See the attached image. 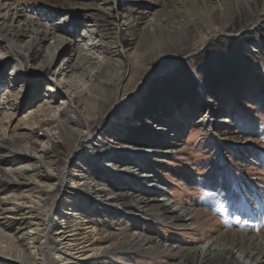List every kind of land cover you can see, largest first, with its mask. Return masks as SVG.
<instances>
[{"label":"rangeland","instance_id":"1","mask_svg":"<svg viewBox=\"0 0 264 264\" xmlns=\"http://www.w3.org/2000/svg\"><path fill=\"white\" fill-rule=\"evenodd\" d=\"M0 6L2 34L16 41L14 51L0 42V111L12 110L9 119L0 114V136L44 151V170L53 169L57 184L49 202L64 194L98 230L95 240L105 238L93 245L117 243L100 264L190 263L177 247H204L226 230L264 243V0H2ZM57 34L70 46H59L50 64L47 49ZM84 41L98 46L80 53ZM73 65L81 68L59 75ZM47 120L62 135L42 148ZM121 146L151 155L143 162L119 152ZM5 152L11 154L0 156V197L28 186L12 176L23 153ZM125 168L121 177L111 172ZM146 174L176 208L200 209L191 228L174 215H157L161 203L147 204L155 194L141 188ZM104 199L120 211L101 205ZM138 200L146 202L136 206ZM67 218V230L78 233Z\"/></svg>","mask_w":264,"mask_h":264},{"label":"bare ground","instance_id":"2","mask_svg":"<svg viewBox=\"0 0 264 264\" xmlns=\"http://www.w3.org/2000/svg\"><path fill=\"white\" fill-rule=\"evenodd\" d=\"M0 2H2V0H0ZM2 20H5L6 22V17ZM30 27H32L35 32H38V28L36 29L33 26ZM2 33L3 30L0 28V42H6L9 48L14 51V44L16 43L15 39L12 40L10 36L8 37ZM52 39L55 42L48 47V55L46 57V61L50 62V64H52L51 59H55L59 49L63 48L65 45H69V43L58 34ZM96 46L98 45L84 41V43H80V53H83V51L91 52ZM18 52L22 56L27 57L26 53L24 54L20 51ZM82 58L84 59L85 56ZM80 68V65L64 66L60 68L59 75L70 70H78ZM82 70H85L92 84L97 82V85H100L105 90L106 85L102 82H98V79L95 77L96 75H94L93 72H89L86 69ZM80 81L78 82L80 83ZM89 93L91 94V90H89ZM52 102H47L48 108L51 106ZM66 102L64 103L66 104ZM58 108L61 109V106ZM50 109L54 116L59 114V110L57 108ZM10 111L12 110H9L7 107H4L3 109L1 108L0 114L3 120L9 119L10 114H12ZM79 113L86 121H88L89 118L83 111H80ZM61 117L62 115L60 113L59 118ZM56 123V121L51 122L50 120H47L42 124L41 130L44 132V135H42L39 139L42 143V148L49 145L52 138H61L62 134L60 129L53 126ZM88 133L91 135V131H88ZM0 138V156L10 155L11 152H5L8 149H13L15 153H23V155H21L23 156L21 162L11 166V168H15L12 172V176L15 181L24 179L28 183L26 189L18 186L16 192H11L12 194L8 193V195L6 194L5 196L0 197V264H100V261L102 257L106 255V252L112 250L113 246L117 243H112L107 246H100V244L93 245L94 242H104L105 238L102 239V241L95 240L98 236V230L95 227L90 226L86 220H84V216L81 212L72 208L75 206L74 202L65 199L64 194L59 195L56 202H53L52 204L49 202L50 194L56 189L57 184L51 180L53 169H50L49 166H47V169L44 170V163L42 161L44 151L38 150V147H34V144H26L24 140H20L18 138L7 139L6 136H4V138L0 136ZM118 151L123 154H127L128 156H132L134 159H142L143 162L148 160L147 156L151 155L150 152L140 147L132 146H121L118 148ZM32 155L40 156L39 160L36 161V158L32 157ZM33 160L36 162H32ZM68 161L70 162L71 158H69ZM0 163H2L1 159ZM18 165H22V167L18 169ZM126 170L127 168L120 169L118 172L111 170V172L121 177V173L125 174ZM70 173L71 172L68 171V175H70ZM151 177L152 176L147 174L141 176V181L142 179H145V182L143 183L147 184L141 188H143L144 191L150 189L154 192L153 194H155V197L148 201L147 204L150 202L161 203L154 210L157 215L162 213H167L171 216L174 215L176 222L182 223L186 227L190 226L191 228L192 224L189 225V222L191 223L196 220V218L200 215V209L197 207L185 209L183 206H180V209L176 208L175 205L177 206V204L171 199V196L166 194L164 188H158L159 185H155V181L149 180ZM65 181H69L67 176L63 177L62 182L64 183ZM99 193L96 192L95 188L93 194L99 196ZM159 198L161 200H159ZM112 199L101 200V205L107 206L111 210L120 211V208L117 207L115 203V205L112 203L110 205L107 204V201ZM143 202L146 201L138 200L136 202V206L142 205ZM67 216H70V218L77 223L79 231L78 233L76 232L77 234H71V232L68 231V227L64 224L66 221L64 219L67 218ZM52 219H55V221L59 223H55V226L52 225ZM9 227L13 232H8ZM52 239L55 243L54 246L51 245ZM261 241H264V239H261ZM210 242H208L210 243L209 245H207V243L204 247L194 249L177 247L178 249L176 251V255L188 254L189 257L194 259L190 263H186L182 260L177 264H235L237 261V264H239V259H243L244 264H247V262L248 264L264 263V243H260L257 239H254L252 235L245 231L240 230L229 232L226 230L218 235H215ZM164 249L167 250L165 247Z\"/></svg>","mask_w":264,"mask_h":264}]
</instances>
